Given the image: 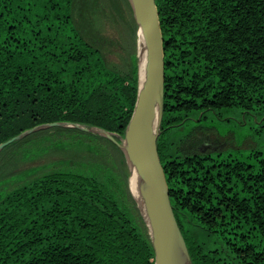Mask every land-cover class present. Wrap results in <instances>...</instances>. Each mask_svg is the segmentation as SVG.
<instances>
[{"label":"trees","instance_id":"trees-1","mask_svg":"<svg viewBox=\"0 0 264 264\" xmlns=\"http://www.w3.org/2000/svg\"><path fill=\"white\" fill-rule=\"evenodd\" d=\"M156 5L157 146L192 263L264 264V157L224 158L201 125L213 113H264V0ZM111 10L116 38L104 32ZM137 31L128 0H0V145L59 124L0 152V168L37 163L0 183V264H155L120 147L138 99Z\"/></svg>","mask_w":264,"mask_h":264},{"label":"water","instance_id":"water-1","mask_svg":"<svg viewBox=\"0 0 264 264\" xmlns=\"http://www.w3.org/2000/svg\"><path fill=\"white\" fill-rule=\"evenodd\" d=\"M128 1L131 5L134 19L138 25L137 56L139 68L138 99L125 135V138H129L131 160L124 150L125 138L121 139L122 143L120 144L130 170L129 184L130 178L137 175L143 182L147 195L150 223L145 218L141 208L139 206L138 208L145 219L149 235L155 248V264H193L185 238L174 215L170 201V192L157 146L163 119L165 83L164 37L159 11L156 0ZM140 31H142L143 39L147 45L149 62V72L143 87H141L140 82ZM157 97L160 101L161 113L158 130L154 133L151 126V116L153 105ZM54 125L59 124L38 126L23 132L1 144L0 152L14 141L22 140L41 129L49 128ZM65 126L80 127L70 124H65ZM80 128L84 129L83 127ZM90 131L118 143L115 137L119 138V136L116 134L98 128H92ZM131 193L133 195L132 190Z\"/></svg>","mask_w":264,"mask_h":264},{"label":"rangeland","instance_id":"rangeland-1","mask_svg":"<svg viewBox=\"0 0 264 264\" xmlns=\"http://www.w3.org/2000/svg\"><path fill=\"white\" fill-rule=\"evenodd\" d=\"M101 1L108 8L110 0ZM108 18L110 20L104 21V32L107 36L116 38L118 31L114 25L116 19L114 10L109 11ZM113 53L109 52L108 58L117 61L118 56ZM223 117L224 120L218 117L216 113L210 114L208 119L203 121L201 125L205 126L210 133L218 136L224 158L232 157L241 161L254 162L257 152L261 153V155H258L259 158L264 157V113H246L242 110H233L227 112ZM193 124H190L189 128ZM52 157L43 158L39 162L43 163ZM36 164V162H20L11 168H7V166L0 168V183L17 171Z\"/></svg>","mask_w":264,"mask_h":264},{"label":"bare ground","instance_id":"bare-ground-1","mask_svg":"<svg viewBox=\"0 0 264 264\" xmlns=\"http://www.w3.org/2000/svg\"><path fill=\"white\" fill-rule=\"evenodd\" d=\"M140 34H141V41H140V46H139L140 82H141V87H143L145 85L148 72H149V62H148L147 45L145 43V40L143 39L142 31H140ZM160 113H161V105H160L159 98L157 97L153 105V111H152V116H151V126H152L154 133H156L158 130ZM124 150L128 158L131 160V153H130L131 148H129V138H125ZM130 187H131V190L133 192L135 199L138 202V206L141 208L145 218L150 223V217L148 214L149 207H148L147 195H146V192L143 186V182L138 175L130 178Z\"/></svg>","mask_w":264,"mask_h":264}]
</instances>
